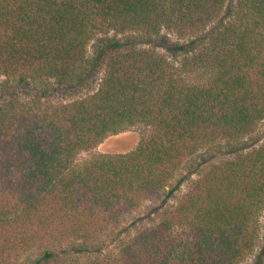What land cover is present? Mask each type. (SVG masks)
Listing matches in <instances>:
<instances>
[{
  "label": "trees",
  "instance_id": "obj_1",
  "mask_svg": "<svg viewBox=\"0 0 264 264\" xmlns=\"http://www.w3.org/2000/svg\"><path fill=\"white\" fill-rule=\"evenodd\" d=\"M263 120L264 0H0V264H264Z\"/></svg>",
  "mask_w": 264,
  "mask_h": 264
},
{
  "label": "rangeland",
  "instance_id": "obj_2",
  "mask_svg": "<svg viewBox=\"0 0 264 264\" xmlns=\"http://www.w3.org/2000/svg\"><path fill=\"white\" fill-rule=\"evenodd\" d=\"M163 35L164 37L169 36L171 39H176L174 36H172L173 34H169L167 32H164ZM163 39L164 38L160 39V41L163 42ZM163 48L164 47H161L160 49L166 52V50ZM193 78L198 81V77L193 75ZM91 87H97V86H93L92 83ZM153 132H154V127L151 125L145 123L136 124L121 133L108 136L100 145H98L94 149L81 152L76 156V162H83L91 155L100 151L104 153L129 152L133 150L139 144L140 141L149 137L151 138ZM255 135L257 136V138L264 140V120L258 124ZM184 173L186 174V171L181 170L173 179V184H176L180 181V186L175 191V198L174 199L172 198L170 202L176 203L178 198L181 197V195H183V193H185L188 190L190 183L197 178V175L194 174L193 176H190V178L186 180V178H183V176H185ZM149 205L152 206L153 204H150L149 202ZM144 208L145 206L138 208L132 216V220H135L137 222L136 224L137 226L148 225L152 223L157 217L156 214H148L147 213L148 211H145L146 209ZM263 220H264V214H263Z\"/></svg>",
  "mask_w": 264,
  "mask_h": 264
}]
</instances>
